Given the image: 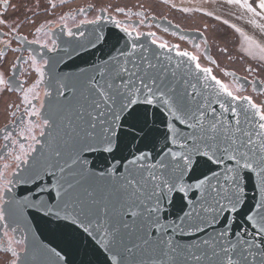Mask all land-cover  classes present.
I'll return each mask as SVG.
<instances>
[{"label":"water","instance_id":"water-1","mask_svg":"<svg viewBox=\"0 0 264 264\" xmlns=\"http://www.w3.org/2000/svg\"><path fill=\"white\" fill-rule=\"evenodd\" d=\"M8 6L5 9L3 5L2 13L7 11ZM163 22H167L165 26H175L178 32L187 33L185 39L197 34L184 31L166 19L155 18L152 25L156 27V23ZM121 23L125 28L128 24L134 26L130 21ZM158 29L164 31L163 27ZM72 30L87 35L76 39L67 37L63 30L55 32L52 39H56L62 49L67 47L68 50L54 54L42 50V59L51 61L49 66H45L44 75L48 96L43 102L42 120L47 123L38 138L35 152L29 156L31 164L25 178L33 180L53 173L52 180L64 193L60 197V205L68 204V211L76 217L78 227L56 226L33 213L30 224L34 221L43 239L67 257L66 262L61 260L53 248L40 243L37 237L34 264H196L187 259L190 250L209 253L200 264H220L223 253L220 256L214 254L221 247L215 242H229L227 235H221L229 230V226L233 232L237 229L241 231V237L231 238V243L237 245V251L241 248V238L255 241L254 233L249 236L251 228L245 215L257 201L264 205V176L255 175L256 170L253 169V175L241 177L243 165L234 168L236 183L232 184L230 175L228 186L222 190V196L217 197L219 202L212 204L214 210L203 211L199 219L190 221L182 218L185 228L196 230L202 227L207 231L195 237L177 236L181 227L177 218L184 212V202L180 195L173 196V193L187 187L183 178L193 163L192 180L208 173L212 165L204 160L197 162L194 147L181 150L192 156L191 160L181 159L178 169L166 171L163 176L158 164L153 169L149 166V159H138L145 152H151V159H156L173 137L178 133L186 137L188 133L180 132L176 126H172L170 134L166 131V123L171 121L166 122L165 116L172 117L174 113L167 106L161 108L159 101L146 99L135 89L120 86L118 90L117 79L123 78L119 67L124 57L121 55L119 61L116 57L122 50H130L132 41L127 36L117 31L111 22L103 20L98 24H81ZM103 36L107 39L101 43ZM16 37L13 39L16 40ZM93 43L99 47L93 48ZM137 43L151 49L148 53L150 57L156 52L148 37ZM23 48L33 55L37 54V48L27 45ZM142 55L137 48V57ZM65 60L67 64H63ZM153 76L160 79L165 77V73L157 67L149 71L145 79ZM165 83H171L178 89L192 83L203 87V81L196 76L195 66L187 63L175 68L174 75L169 72ZM137 100L139 103L130 112ZM247 103L256 108L250 100ZM149 104L161 108L164 115L145 106ZM256 115H259L258 111ZM165 163L173 167L167 158ZM224 171L221 168V172ZM153 172L157 175L155 181L147 179ZM14 194L15 190L11 195ZM204 204L205 200H202L201 205ZM233 207L239 211L235 215L230 214L226 223L221 222L224 211ZM165 208L168 214L162 216ZM129 212L136 215L129 217ZM252 215L255 217V212ZM153 228L157 229L156 233H152ZM167 228L173 229L169 234L170 243L164 235ZM32 235L35 236L34 231ZM205 240L208 241L207 246ZM252 250L264 252L257 249L255 243ZM256 264H264V257Z\"/></svg>","mask_w":264,"mask_h":264},{"label":"snow or ice","instance_id":"snow-or-ice-1","mask_svg":"<svg viewBox=\"0 0 264 264\" xmlns=\"http://www.w3.org/2000/svg\"><path fill=\"white\" fill-rule=\"evenodd\" d=\"M9 3L10 0H6L4 4L5 9ZM225 3L231 8L239 10L237 18H246L248 24L264 31V0H225ZM51 6L55 7V5ZM181 10L184 12L188 11L187 9ZM79 11L80 13H84L85 11H89V9L81 8ZM116 11L120 15H132V13L126 12L125 9L118 8ZM135 15L141 16L142 13L136 12ZM204 15L212 17V13L210 12L204 13ZM213 18L227 28L233 29L236 33L244 35L239 27L235 24H230L227 19L221 20L219 16ZM61 19L66 20L68 17L63 16ZM101 20L105 23L111 22L117 31L132 41L130 50H122L116 57L118 61L121 55L124 57L123 64L119 67L123 78L117 79L118 90L120 86L126 89H135L137 93L144 95L146 99L153 98L159 101L161 108L167 106L174 113L172 117L165 116L166 122L171 121L170 123H166V131L170 134L172 126H176L180 132L188 133L186 137L179 136V133L173 137L172 141L166 145V150H161L156 159H151V152L142 153L138 159H149V166L153 169L158 164L160 174L163 176L166 171L178 169L181 159L184 161L191 160L192 156L181 150L194 147L195 160L197 162L204 160L206 163L212 165L208 173L192 180L190 177L195 169V163H193L188 169L187 175L183 178L187 187L183 191L178 189L173 193V196L180 195L184 202V212L181 213V217L177 218L181 221V227L176 233L177 236H198L206 232L207 229L202 227L196 230L191 227L185 228L182 218L186 217L191 221L193 218L199 219L203 211L214 210L212 204L219 202L217 197L222 196V190L228 186L230 175L232 184L236 183L234 173L236 166H244L243 172L240 174L241 177L245 174L249 176L253 175V169L256 170L255 175L264 176V104H258L256 108H252L247 101L253 99V97L240 98L237 93L244 91L249 81L240 78L238 82L239 86L235 87L234 91L226 79L227 77L236 79L234 73L221 69L219 74H217L214 70V66H217V61L207 55V47L204 48V53L201 54L199 52L201 44L195 41H192V47L196 50L194 53L181 49L179 44L169 45L166 41L160 42L154 39L156 33H139L135 31L134 26L125 28L122 26L121 21L106 15L104 10H101L94 20L85 21V23L98 24ZM257 21L261 23L258 24ZM153 22H155V17H147L146 20L139 21L142 26L147 24L149 27L152 26ZM166 23H156V27H163V30L167 33L171 30V34L173 35L179 34V39L181 40H184L188 36L187 33L178 32L173 25L167 24L165 26ZM59 27L64 26L59 25ZM76 27L78 28L79 25H76ZM46 28L47 24H40L35 28V34L41 33ZM45 35L49 37L50 44L42 43L39 38L28 39L23 35H18L16 41L22 46L38 45L52 54L61 50H68L67 47L62 49L57 40L51 38L53 33L45 32ZM65 35L69 38L82 39L87 33L79 31L74 33L71 28H66ZM196 35L198 38L201 36L199 33ZM143 37H148L149 42L156 48V52L152 57L148 54L151 52L150 48H145L143 44L137 43ZM100 39L101 43H103L107 37L103 36ZM244 39L254 46L255 49H258L260 53L264 54V42H257V40L247 35H244ZM92 47H99V45L93 43ZM137 48L143 53L140 57H137ZM20 50L22 48L11 49V51ZM224 51H227V49H224ZM3 55V52H0V56ZM205 58L209 66H205L202 63V60ZM18 59L23 60V57H18ZM260 59L264 61V56ZM29 60L34 65H37L34 70L40 77L36 81V84H39L46 74L45 66H49L51 61L45 59L42 66H40L38 65L36 55L30 56ZM137 60H139V63H137ZM67 63V60L63 61V64ZM186 63L195 66L196 76L203 81V87L192 83L178 89L177 86L171 83H165V78L169 72H172L174 75L175 68ZM63 64L60 66L62 67ZM157 67H159L161 72L165 73V77L158 79L153 76L146 80L145 77L148 75V72ZM14 68L18 70L19 65H14ZM141 69H143V75H141ZM246 71L255 74L259 71H264V65L260 67L249 66ZM102 74L103 72H101ZM127 77H131V79ZM0 83L7 84L3 89L5 92L18 90V88L12 86L10 80L0 81ZM251 84L253 85L254 93L264 95V86L261 85L260 81H257L253 77ZM153 93H155L154 97ZM222 97L226 99H222ZM30 103L31 101H29ZM138 103L139 100L133 104L132 109L129 111H133ZM145 106L154 108L155 111H160V114L164 115V111H161V108H155L152 104ZM25 110L28 111L27 108ZM257 111L259 115H256ZM29 114L30 116L36 115L34 111ZM7 131V126H5L3 131H0V137L4 140L11 139L10 136L6 135ZM4 147L6 148L7 144ZM22 147L23 145H21ZM32 152L34 153L35 149ZM29 155V153H25L23 156H15V160L20 161L22 166H19L18 170L13 173L15 179L12 182H6L5 191L0 193V229L3 230L0 235L6 238V246H0V254L6 257L3 264H34L37 237L40 243L47 244L53 248L58 257L66 262L67 257L64 253L55 248L54 245H51L49 241L43 239L35 222L33 221L30 224V217L35 213L45 220L53 222L56 226L63 224L78 227L76 217L68 211L67 203L60 205V197L64 193L61 191L60 186L52 180L53 173L49 172L44 177H38L33 180L25 178V173L31 164ZM165 158L171 162L172 168H170L169 164L165 163ZM253 158H255V163H253ZM221 168L225 170L223 173L221 172ZM0 179H2V174H0ZM147 179L157 180L156 173L149 174ZM13 185H15V189ZM20 189H26V191L21 192ZM14 190L15 194L11 195ZM185 196L186 198H184ZM202 200H205L203 206L201 205ZM149 211L154 212L157 209H150ZM237 211L239 209L234 207L225 210L221 222L226 223L227 217L230 214L235 215ZM253 212L256 214L255 217L252 215ZM167 214L168 209L165 208L162 216H166ZM135 215V212L128 213L129 217H134ZM245 220L249 222V227L251 228L249 236L253 233L256 235L255 241L241 238V248L237 251V245L231 243V238L233 236L241 237V231L237 229L233 232L229 226V230L226 233H221L222 236L227 235L230 238L229 242L225 243L222 240L215 242L219 243L221 247L214 254L220 256L223 253L220 264H256L258 259L264 257V252L257 253L252 250L253 243H255L257 249L264 250V236H261V233L264 232V205H261L257 201L253 205V208L249 210V213L245 215ZM33 231L35 232V236L32 235ZM172 231L173 229L171 228H167L164 231V235L168 237L169 243L171 240L169 234ZM9 232L15 235L9 236ZM156 232L157 229L153 228L152 233ZM204 244L207 246L208 241L205 240ZM205 256H209V253L190 250L187 259L200 264Z\"/></svg>","mask_w":264,"mask_h":264},{"label":"flooded vegetation","instance_id":"flooded-vegetation-1","mask_svg":"<svg viewBox=\"0 0 264 264\" xmlns=\"http://www.w3.org/2000/svg\"><path fill=\"white\" fill-rule=\"evenodd\" d=\"M0 2L5 3L6 0H0ZM4 3H0V18L6 17L11 4L10 2L7 11L2 13ZM81 8H91V10L80 13L79 10ZM117 9L118 8H101L84 5L55 12L49 10L46 11V13L36 15L33 19H29L26 24L24 23L22 27L15 32L10 31L9 28L3 25L0 26V32H2V34L0 33V52H3L4 54L3 56H0V81H8L13 75V79L10 80L11 84L14 88H18L16 91L5 92L3 89L7 84L0 83V131H3L5 126H7L8 131L6 135L11 137L10 140H4L0 137V174H2V179H0V193L5 191L6 182L13 181V173H15L18 170V167L21 166V162L15 160V156H23L25 153L31 155L32 150L38 144V138L42 134L43 128L46 126L45 121L42 120L43 102L45 97L48 96V91L44 87V77L41 83L36 84V81L40 79V77L34 70L37 65H34L29 60V57L33 54L24 49L19 42L14 40V36L23 35L28 39L39 38L42 43L50 44V39L45 35V32L55 33L63 30L65 33L66 28L74 29L76 28V25L85 24V21L94 20L99 15L100 11L104 10L107 15H111L119 21L133 22L136 32L156 33L154 39L160 42L166 41L169 45L179 44L181 49H186L187 51L194 53L196 50L192 47V41H195L196 43L201 44L199 50L201 54L204 53V48L207 47V55L217 61V66H214V70L217 74H219L221 69L234 73L236 79H233V77L226 78L230 87H233L234 91L235 87L239 86L238 82L240 78L249 81L246 85V89L244 91H239L237 95L240 98L253 97V99L249 100L256 107L258 104H264V95L254 93L253 85L251 84L253 77H255V79L260 81L261 85L264 86V71H259L255 74L246 71L249 66L260 67L262 64L239 54L237 52L238 42L236 45H233L234 42H236L235 38L229 39L227 45L220 44L219 37L223 36L218 30L220 28L216 27V31L213 30L218 38L214 36L210 37L208 35V30L215 28L214 25H212L211 28H208L206 25H202L201 27L193 24L190 26L184 25L170 17L169 13L160 14L159 12H153L137 3L134 7L125 9L126 12H130L132 15H120V13L116 11ZM77 11L79 12L77 13ZM136 12H141L142 15L136 16ZM63 16H67L68 19H61ZM147 17H155L158 20L166 19L184 31L197 32L201 34V36L198 38L195 34L191 39L186 38L181 40L177 35L161 31L154 25L151 27L147 26V24L142 26L139 21H144ZM40 24H47V28L41 33L35 34L34 30ZM59 25H63L64 27H59ZM128 27H132V25H126V28ZM27 46L32 49L37 48L36 57L38 65L42 66L44 61L41 57L43 49L38 45ZM12 48H22V50L11 51ZM224 49H227V51H224ZM21 56L23 57V60L18 59V57ZM202 63L205 66H209L206 58L202 60ZM14 65H19V69H15ZM29 101H31L30 104ZM26 108L28 111L25 110ZM32 111L36 113L35 116H30L29 113ZM14 141L15 143H13ZM5 144H7L6 148L4 147ZM21 145H23L22 148ZM2 231L3 230L0 229V233H2ZM13 235L15 234L9 232V236ZM0 246H6V238L2 235H0ZM5 259L6 257L3 254H0V264H3Z\"/></svg>","mask_w":264,"mask_h":264},{"label":"rangeland","instance_id":"rangeland-1","mask_svg":"<svg viewBox=\"0 0 264 264\" xmlns=\"http://www.w3.org/2000/svg\"><path fill=\"white\" fill-rule=\"evenodd\" d=\"M10 2L8 14L5 18H0V26L3 25L12 32L22 27L24 23L26 24L29 19H33L36 15L46 13L49 10L55 12L84 5L126 9L134 7L137 3L153 12H159L160 14L169 13L170 17L184 25L190 26L193 24L200 27L206 25L208 28L214 25L215 28L208 30L210 37H216L214 31H216V27L220 28L218 30L223 34V36L219 37L220 44L227 45L229 39L235 38L236 42L234 44L232 42V44L236 45L238 42L237 52L239 54L264 65V61L260 59L264 54L260 53L258 49H255L254 46L244 39V35L251 36L248 28L245 29L248 27L244 23L246 21H242V19L246 20V18H237L239 10L228 6L225 0H10ZM51 5H55V7ZM181 9H187L188 11L184 12ZM208 12L212 13V17L204 15V13ZM215 16H219L221 20L227 19L230 24H235L244 35L227 28L215 20L213 18ZM252 38L257 40V42H264V38Z\"/></svg>","mask_w":264,"mask_h":264},{"label":"crops","instance_id":"crops-1","mask_svg":"<svg viewBox=\"0 0 264 264\" xmlns=\"http://www.w3.org/2000/svg\"><path fill=\"white\" fill-rule=\"evenodd\" d=\"M242 21H246V22H244V23H246V25H248V27H246L245 29L248 28L249 33H250V35H251L252 37H254V38H264V31H261V29H259V28H255V27H253L252 25L248 24V23H247V20H243V19H242ZM257 23L259 24V23H261V22H260V21H259V22L257 21Z\"/></svg>","mask_w":264,"mask_h":264}]
</instances>
